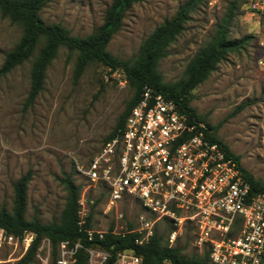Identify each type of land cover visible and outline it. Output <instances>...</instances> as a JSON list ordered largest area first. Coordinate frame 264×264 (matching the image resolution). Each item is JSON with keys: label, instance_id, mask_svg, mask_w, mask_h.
Wrapping results in <instances>:
<instances>
[{"label": "rangeland", "instance_id": "obj_1", "mask_svg": "<svg viewBox=\"0 0 264 264\" xmlns=\"http://www.w3.org/2000/svg\"><path fill=\"white\" fill-rule=\"evenodd\" d=\"M187 0H141L125 14L122 27L110 40L107 51L122 61H131L153 30L170 19ZM219 0L200 7L183 32L168 48L158 65L163 83L177 84L185 78L188 64L206 46L222 18L226 4ZM232 21L233 39L250 37L246 49L229 54L193 91L190 106L204 126L213 129L239 165L264 184V0L243 2ZM111 0H50L39 12L46 24H59L72 36L86 37L102 24ZM22 36V28L0 16V68L7 54ZM76 56L60 49L45 74L43 90L31 107L24 108L33 58L0 76V209L11 211L14 184L30 173L25 218L42 224L57 222L65 205V191L59 179L70 176L75 185L88 189L91 225L106 230L114 214L103 215L105 191L93 186L78 172L104 145L132 89L122 73H109L99 64L89 65L75 79ZM121 225L136 226L139 206L125 200L119 206ZM171 228L166 222L155 226V234ZM169 244V243H168ZM37 252L46 264H54L43 239ZM170 246V244H169ZM183 248V255L202 256L205 249L194 245L193 228L186 224L171 245ZM50 250V249H49ZM18 248L0 249V264H16ZM32 264H43L36 256Z\"/></svg>", "mask_w": 264, "mask_h": 264}, {"label": "built area", "instance_id": "obj_2", "mask_svg": "<svg viewBox=\"0 0 264 264\" xmlns=\"http://www.w3.org/2000/svg\"><path fill=\"white\" fill-rule=\"evenodd\" d=\"M205 130L174 101L145 87L120 134L86 166L77 167L85 180L104 188L103 215L114 214L113 225L106 230L86 226L93 202L87 197L88 189H82L78 231L89 242L108 233L132 232L137 235L135 244L143 246L154 236L155 226L166 222L172 227L171 246L189 224L194 245L208 251L209 264H264V193L252 190L239 165L206 139ZM125 200L136 203L142 212L131 230L121 225L118 212ZM35 240L36 233L30 230L13 236L0 229V249L18 248L24 256ZM38 247L35 256L46 264L48 259L40 257ZM80 248V242L59 243L54 264H73ZM86 252L87 264H105L110 257L97 247ZM141 263L132 251H123L111 264Z\"/></svg>", "mask_w": 264, "mask_h": 264}, {"label": "trees", "instance_id": "obj_3", "mask_svg": "<svg viewBox=\"0 0 264 264\" xmlns=\"http://www.w3.org/2000/svg\"><path fill=\"white\" fill-rule=\"evenodd\" d=\"M50 0H0V16L11 24L22 28V36L16 46L7 54L0 68V76L9 73L24 62L33 58L30 76V87L24 102V108L31 107L43 90L45 74L51 62L56 58L60 49L64 48L69 54H75L76 62L74 78H79L83 71L91 64H99L109 73L120 72L128 86L132 89V97L125 104L124 110L117 118L112 131L104 139L107 143L117 137L122 131L125 121L141 99L143 89L150 88L161 94L166 99L174 101L180 111L191 122L202 123L190 106L192 91L215 70L216 66L226 60L229 54L244 51L250 37L233 39L230 36L232 21L245 3L239 0L227 2L222 18L215 26L214 33L209 43L200 49L187 66L185 78L177 84L163 83L158 72V65L167 55L168 48L183 32L190 16L209 0H187L180 5L175 14L161 25L156 27L140 49L139 55L133 60L122 61L107 51V46L112 37L121 30L125 14L141 0H111L103 20V24L94 33L86 37L72 36L70 31L59 24H46L39 16L41 9ZM204 131L210 143L217 144L228 157L238 165L239 159L234 156L228 147L219 140L208 125ZM240 170L252 190L264 193V184L254 180L240 165ZM30 173H26L14 184V199L11 211L0 209V229L8 235L18 236L26 230L36 233V240L17 261L16 264H32L39 243L46 239L49 241L53 260L56 247L64 241L80 242V248L73 264H87L86 249L97 247L109 254L105 264H111L117 253L132 251L142 259L141 264H209V253L205 249L202 256L191 258L183 255V248L169 246L168 234H154L150 241L138 246L135 244L136 234L128 232L121 235L108 233L102 240L87 241L84 234L78 231V201L82 188L75 185L70 176L59 179L65 191V205L57 222L42 224L37 218L26 220L27 187ZM91 210L86 226L91 227ZM113 224H111L112 226ZM131 230V226H128ZM55 261V260H54Z\"/></svg>", "mask_w": 264, "mask_h": 264}]
</instances>
